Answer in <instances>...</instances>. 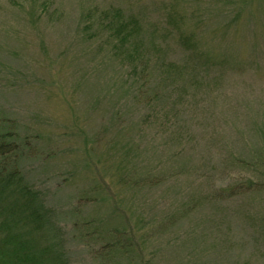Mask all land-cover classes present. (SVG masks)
I'll list each match as a JSON object with an SVG mask.
<instances>
[{
  "label": "rangeland",
  "instance_id": "obj_1",
  "mask_svg": "<svg viewBox=\"0 0 264 264\" xmlns=\"http://www.w3.org/2000/svg\"><path fill=\"white\" fill-rule=\"evenodd\" d=\"M2 130L68 264H264V0H0Z\"/></svg>",
  "mask_w": 264,
  "mask_h": 264
},
{
  "label": "trees",
  "instance_id": "obj_2",
  "mask_svg": "<svg viewBox=\"0 0 264 264\" xmlns=\"http://www.w3.org/2000/svg\"><path fill=\"white\" fill-rule=\"evenodd\" d=\"M14 135L8 130L0 132V196L6 194L13 197L15 203L21 204L23 212H29L36 220L41 217L36 194L24 183L22 175L12 167V163V169H8L12 153L16 150ZM8 215L0 207V264H68L61 252L53 251L50 246L39 249L33 241L6 226Z\"/></svg>",
  "mask_w": 264,
  "mask_h": 264
}]
</instances>
